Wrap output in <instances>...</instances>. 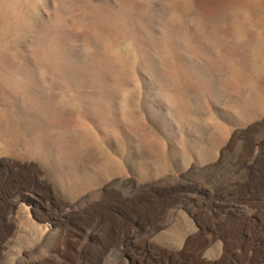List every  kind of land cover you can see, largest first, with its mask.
<instances>
[{
	"label": "rangeland",
	"instance_id": "rangeland-1",
	"mask_svg": "<svg viewBox=\"0 0 264 264\" xmlns=\"http://www.w3.org/2000/svg\"><path fill=\"white\" fill-rule=\"evenodd\" d=\"M0 264H264V0H0Z\"/></svg>",
	"mask_w": 264,
	"mask_h": 264
},
{
	"label": "bare ground",
	"instance_id": "bare-ground-1",
	"mask_svg": "<svg viewBox=\"0 0 264 264\" xmlns=\"http://www.w3.org/2000/svg\"><path fill=\"white\" fill-rule=\"evenodd\" d=\"M153 210V209H152ZM152 215V214H151ZM151 217H153V216H151ZM106 221V220H105ZM111 221V220H110ZM109 222V221H108ZM113 226V225H112Z\"/></svg>",
	"mask_w": 264,
	"mask_h": 264
}]
</instances>
